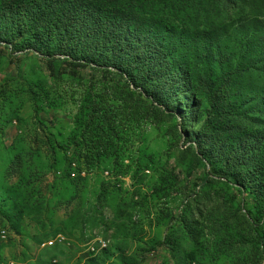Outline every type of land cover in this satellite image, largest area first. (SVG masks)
Listing matches in <instances>:
<instances>
[{
  "label": "rangeland",
  "instance_id": "obj_1",
  "mask_svg": "<svg viewBox=\"0 0 264 264\" xmlns=\"http://www.w3.org/2000/svg\"><path fill=\"white\" fill-rule=\"evenodd\" d=\"M46 1L0 0V264H264V178L246 191L197 143L218 92L264 163V0ZM83 2L163 41L180 79L129 85ZM66 56L124 75L75 79Z\"/></svg>",
  "mask_w": 264,
  "mask_h": 264
},
{
  "label": "trees",
  "instance_id": "obj_2",
  "mask_svg": "<svg viewBox=\"0 0 264 264\" xmlns=\"http://www.w3.org/2000/svg\"><path fill=\"white\" fill-rule=\"evenodd\" d=\"M60 2L58 0L46 1V10L57 7ZM93 4L83 2L78 3L77 21L79 25H86L90 29H100L107 37H112V45L108 48H112V51L117 50L121 57L126 56L128 60L132 62V75L128 77L127 83L129 85H136L139 78L143 82L147 78H152L158 82V90L165 88L160 81L167 72H170V76H175L176 80H179L182 74V70L173 64L169 63L168 53L162 50L161 43L153 37L152 33L142 34L134 27H126L120 19L109 20L104 24L103 20L95 14ZM98 9V8H97ZM261 23V21H255ZM264 27V24L261 23ZM263 38V37H262ZM256 61L250 65V73L253 69H258L260 65L258 62L263 58L264 53H257ZM254 58V57H253ZM59 58L57 56H49L47 58L48 67L51 73L56 74V61ZM63 70L60 73L70 75L75 79H81L83 77V69H89L92 79L100 78L101 81H107L113 76L124 75L123 68L120 66L113 69L109 66H93L89 61L84 59H74L69 56L63 58ZM258 67V68H257ZM145 69V72L140 74V77L135 78L134 75L138 74V70ZM134 74V75H133ZM129 76V74H126ZM251 76V75H250ZM257 75L251 77V80L257 78ZM158 93V96L161 94ZM156 99V98H154ZM223 99L220 94L216 92L215 101L212 104L213 111L219 116L215 119L217 125L212 127V134L208 136H201L197 139V143L201 149L204 150V158H210L211 160L220 158L225 161L226 170L225 177H237L238 175L245 176L243 181H240L241 186L246 191L257 192L258 188L262 189V182L264 178V163L261 157L260 140L258 136H254L250 133V145L244 141V128L243 121L239 122V119L234 117L230 120L228 115L225 118L220 111L222 107ZM225 119L227 122H225ZM250 119V123H251ZM253 122H255L253 120ZM253 129V128H252ZM220 135L217 137L216 135ZM224 137V141L219 139ZM239 140V141H238ZM225 156V157H224ZM237 167L247 168L246 173H242L237 170ZM260 196V194L258 195Z\"/></svg>",
  "mask_w": 264,
  "mask_h": 264
},
{
  "label": "built area",
  "instance_id": "obj_3",
  "mask_svg": "<svg viewBox=\"0 0 264 264\" xmlns=\"http://www.w3.org/2000/svg\"><path fill=\"white\" fill-rule=\"evenodd\" d=\"M1 233V232H0Z\"/></svg>",
  "mask_w": 264,
  "mask_h": 264
}]
</instances>
